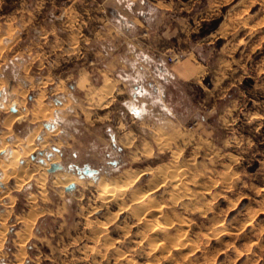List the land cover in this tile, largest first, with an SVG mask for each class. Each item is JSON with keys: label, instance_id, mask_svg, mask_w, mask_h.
I'll return each instance as SVG.
<instances>
[{"label": "rangeland", "instance_id": "1", "mask_svg": "<svg viewBox=\"0 0 264 264\" xmlns=\"http://www.w3.org/2000/svg\"><path fill=\"white\" fill-rule=\"evenodd\" d=\"M156 1L127 5L124 18L125 1L0 0V157L32 138L19 166L40 165L20 188L0 178V195L9 192L0 216L11 211L0 264H264V0H161L184 6L166 17L171 39L156 26ZM149 56L165 66L192 56L205 68L187 82L161 80L139 71ZM139 72L147 87L161 82L163 100L136 92ZM39 100L48 117L34 115ZM15 101L29 113L8 134ZM51 158L64 168L56 172L91 183L56 186L51 165L44 170ZM175 164L187 169L182 178L169 171ZM166 171L161 215L135 211L133 197L148 196ZM126 172L140 176L125 181ZM100 179L113 197L101 199ZM34 213L19 261L16 218ZM149 220H169V232Z\"/></svg>", "mask_w": 264, "mask_h": 264}, {"label": "bare ground", "instance_id": "2", "mask_svg": "<svg viewBox=\"0 0 264 264\" xmlns=\"http://www.w3.org/2000/svg\"><path fill=\"white\" fill-rule=\"evenodd\" d=\"M107 82V81H106ZM106 88V87H104ZM108 92V91H107ZM27 93V92H26ZM109 93H111L109 91ZM20 94V93H19ZM106 94V93H105ZM108 94V93H107ZM109 96V95H108ZM106 97V95L104 96ZM104 99V98H103ZM101 101V100H100ZM23 102V101H22ZM21 102V103H22ZM20 103V104H21ZM38 104H39V109H38V114H34L36 116H38L39 114L41 115H44L45 116H49L47 114V108L45 107V105L43 104V102L41 100L38 101ZM10 106L11 105H8L7 106V109L9 110L10 109ZM14 106L16 107L17 109V112H14L9 118H7V120L5 121V125L7 126V128H9L8 130V134H10L11 132L13 133V129H12V124L14 123L15 120H17L18 118H23L25 116H27V114L29 113V110L27 109L26 111H22L18 104H16V101H15V104ZM36 108V107H35ZM26 109V108H25ZM7 111V110H6ZM35 113L36 110L34 111ZM35 116V117H36ZM34 117V118H35ZM26 118V117H25ZM36 119V118H35ZM6 128V127H5ZM7 132V131H6ZM36 132V131H35ZM37 135V132L35 133L34 137ZM33 137V136H32ZM35 139V138H34ZM5 141V140H4ZM3 141V142H4ZM22 141V140H21ZM15 142V141H14ZM27 142V141H26ZM28 142H29V145L27 149H22L23 152L20 151L19 149V142L16 143L14 146V148L12 147L11 151L12 153L10 154V156L7 157L6 160L2 159L0 157V173L1 171L3 172V175L0 177L2 178V184H5L7 181L10 180V178H15L16 179V185H17V188H20L23 183L30 177L33 176L34 173H37L38 170L36 168L40 167V165H37L38 167L32 169L31 171H27V164L25 165H22V166H19V162H21L22 160L21 159H24V158H28V156L35 150L36 148V145L33 144V139L30 138L28 139ZM45 142V141H44ZM35 143V142H34ZM46 143V142H45ZM166 143V142H165ZM2 144V142H1ZM25 144V143H24ZM12 143L9 145L11 146ZM167 145V144H166ZM6 142L3 143L2 145H0V153L1 152H4L6 151L8 153V150L6 149ZM42 148H44V144L42 146ZM10 149V148H9ZM165 149V148H164ZM28 161V160H27ZM59 162V158H51L50 161H47L45 164H44V170H47V168H49V166L54 163H58ZM29 168V167H28ZM43 168V166H42ZM161 168V167H160ZM41 169V168H40ZM64 169V168H63ZM30 170V169H28ZM43 170V171H44ZM71 170V169H70ZM187 169H184L182 167H180L179 165L175 164L173 165L169 171H174L176 173H178V175L176 176H182L186 173ZM168 171V172H169ZM41 172V171H40ZM167 171L164 172L162 175H160L158 178V181L157 182H153L151 188H150V191H149V195H144V196H135L133 197L134 199L132 201H134V206H133V209L137 212H140L141 214L143 215H152V216H155L158 213H160L161 211H159V207L157 205H155V202L157 201V196L155 195L157 193V191L159 190V185L162 184V183H165L166 182V174L168 173ZM46 171L42 174H41V178L39 179L38 183H39V186L42 188L44 187L45 185V181H46ZM140 176L139 175H131L129 172H126L125 173V177L126 180L125 181H134V178H138ZM46 177V178H45ZM53 177H54V180H53V183L56 185V186H61L63 188H66L68 187L69 185L71 184H75V185H81V186H86L88 185V183L90 184L91 183V180L90 182L88 181L89 179L87 178H81L77 175H75V172H65L64 171H60V172H56L53 174ZM180 177H177V178H172V183L175 187H180L181 185H183V182L182 180L180 179ZM94 178V177H93ZM182 178V177H181ZM104 179H100L96 184L98 187H101L102 189H100V192H99V196L101 197V199H109V197H113L114 194H109L110 190H112V183H109V182H104L103 181ZM137 180V179H136ZM124 181V182H125ZM103 182V183H102ZM121 182V181H120ZM117 184V183H116ZM5 186V185H3ZM123 186V185H122ZM161 186V185H160ZM45 188V187H44ZM116 188V187H115ZM2 190V189H1ZM178 190V189H177ZM115 191V190H114ZM180 191V190H179ZM4 192V191H3ZM112 192V191H111ZM135 192V191H134ZM124 193V192H123ZM122 193V194H123ZM132 193V191H131ZM133 194V193H132ZM9 195V192H7L5 190V192L3 194L0 195V200L2 198V196H8ZM134 196V195H133ZM188 196V195H187ZM35 200V199H34ZM32 200V202L34 201ZM12 203V202H11ZM165 205V204H164ZM33 206V205H32ZM158 207V210L157 208ZM168 210V209H167ZM249 213V212H248ZM38 214V213H37ZM36 213H34V215L32 217H29V219L24 216H19L16 218V221L17 222H20L24 225L25 227V230L24 231H16V235H17V243H18V246L20 247V252L19 254H17V258L19 261H23L24 260V250H25V244H26V236L27 234L30 233V229L32 228L35 220H36V217L38 216ZM163 214V213H162ZM161 215V213H160ZM246 218H248L250 215H245ZM243 216V217H245ZM11 217V211H7L6 214H3L0 216V220L2 221V226L0 227V251L3 249V245H4V241H5V238H6V233H7V230L9 228V225H8V220L9 218ZM158 217V216H157ZM251 217V216H250ZM157 219V218H156ZM169 219V218H168ZM172 220V219H171ZM169 221V220H168ZM166 222L164 224H160V223H157L156 221H152V220H149L148 221V224L149 226H151V229H153L154 231H160V232H164V233H167L169 232V225L168 223L169 222ZM248 222V221H247ZM174 223V222H173ZM181 224V223H180ZM150 228V227H149ZM227 224L226 222H221L219 224H217V231L220 232V229L222 231H225V229H227ZM23 229V228H22ZM149 229V230H151ZM154 233V232H153ZM238 233V232H237ZM163 234V233H162ZM147 236V234H145ZM168 235V234H167ZM159 236V235H158ZM163 236V235H162ZM176 238V237H175ZM156 239V238H155ZM152 240V239H151ZM163 240V239H162ZM153 242V241H152ZM156 242V240H155ZM167 243V242H166ZM156 244V243H155ZM154 244V245H155ZM164 244V243H163ZM187 245V244H186ZM157 246V245H156ZM155 247V246H154ZM165 247V246H164ZM175 247V246H174ZM161 248V247H160ZM179 247H177L178 249ZM167 249V248H166ZM153 251V250H151ZM132 261V259L130 260V262Z\"/></svg>", "mask_w": 264, "mask_h": 264}, {"label": "crops", "instance_id": "3", "mask_svg": "<svg viewBox=\"0 0 264 264\" xmlns=\"http://www.w3.org/2000/svg\"><path fill=\"white\" fill-rule=\"evenodd\" d=\"M116 3H122L125 1V5L124 8H122V10L117 11V15L122 16L124 18L125 15L127 16L129 14V10L126 8L127 5L128 6H132V5H140L142 11L146 10V5H145V0H115ZM102 2H105V0H102ZM154 5L151 7L153 10H156L158 12V14L160 15L159 18L156 20L157 24L156 26L158 28L161 27V25H164L165 27L167 26V29L164 30V35L165 37L171 39L172 38V33L174 34V36H176L177 32L173 31L170 29V25L171 23H166V17L167 15L170 13V11H172L171 9H174V11L179 10L180 13H182L184 6H180V4H176L173 5V3L171 2H164L161 0H157L155 3H153ZM119 8V7H118ZM145 13V12H144ZM130 15V14H129ZM133 17V16H132ZM136 19V17H135ZM135 23V22H134ZM178 31L181 33V31L178 29ZM183 31V30H182ZM181 36V34H180ZM149 60L147 61V65L146 67H137L139 69V71L141 72H150V74H156V77H158L161 80H177V82L181 81V82H187L189 80H194L198 77V75L200 74V71L205 68V66L201 63H196L194 58L191 56L190 58H186L184 59L180 64L175 65V66H165L164 62L161 59H153V57L149 56L148 57ZM145 65V64H144ZM164 65V66H163ZM203 67V68H201ZM139 77H143V78H138L137 81V87L136 92L139 91L138 94L143 95L144 97L146 95H150L152 94V96L154 98H160L161 100H163L162 98H164V95H162V84L161 82H157V80L155 78V84L145 85L142 79H144V74H141L139 72L138 74ZM137 78H135L136 80ZM157 88V89H156ZM144 92V93H143ZM137 95H134V98L139 99V98H143Z\"/></svg>", "mask_w": 264, "mask_h": 264}, {"label": "water", "instance_id": "4", "mask_svg": "<svg viewBox=\"0 0 264 264\" xmlns=\"http://www.w3.org/2000/svg\"><path fill=\"white\" fill-rule=\"evenodd\" d=\"M11 111H12V112H17V109H16L15 107H12V108H11ZM62 168H63V167H62L60 164H58V163H57V164L54 163V164H52L51 168L49 169V172L53 173V172H56V171H58V170H62ZM80 172H83L84 174L93 177V174H95L96 171H95L94 169L89 168V167H85V168L83 169V171H79V173H80ZM75 188H76V185H75V184H71V185H69L68 187H66L65 190H66L67 192H71V191H73Z\"/></svg>", "mask_w": 264, "mask_h": 264}, {"label": "built area", "instance_id": "5", "mask_svg": "<svg viewBox=\"0 0 264 264\" xmlns=\"http://www.w3.org/2000/svg\"><path fill=\"white\" fill-rule=\"evenodd\" d=\"M173 60V59H172Z\"/></svg>", "mask_w": 264, "mask_h": 264}, {"label": "trees", "instance_id": "6", "mask_svg": "<svg viewBox=\"0 0 264 264\" xmlns=\"http://www.w3.org/2000/svg\"><path fill=\"white\" fill-rule=\"evenodd\" d=\"M214 29V28H213Z\"/></svg>", "mask_w": 264, "mask_h": 264}]
</instances>
